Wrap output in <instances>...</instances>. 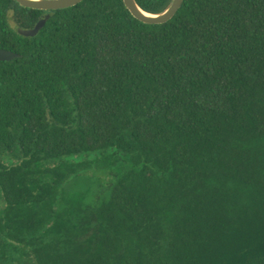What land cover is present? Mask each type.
Listing matches in <instances>:
<instances>
[{
	"label": "trees",
	"instance_id": "1",
	"mask_svg": "<svg viewBox=\"0 0 264 264\" xmlns=\"http://www.w3.org/2000/svg\"><path fill=\"white\" fill-rule=\"evenodd\" d=\"M42 14L0 0V264H264V0Z\"/></svg>",
	"mask_w": 264,
	"mask_h": 264
},
{
	"label": "water",
	"instance_id": "2",
	"mask_svg": "<svg viewBox=\"0 0 264 264\" xmlns=\"http://www.w3.org/2000/svg\"><path fill=\"white\" fill-rule=\"evenodd\" d=\"M18 5L24 8H30L35 10L43 11L39 18V20L35 23V25L30 29H22L16 28V31L19 35L23 37H34L39 30L44 26L45 22L50 17L51 11L67 9L72 6L77 5L82 0H13ZM183 0H171L168 7L158 13L151 14L145 12L141 9V7L137 4L136 0H122L123 5L129 11V13L137 19L138 21L145 24H162L169 21L180 8ZM20 55L0 48V61H11L12 59L18 58Z\"/></svg>",
	"mask_w": 264,
	"mask_h": 264
},
{
	"label": "rangeland",
	"instance_id": "3",
	"mask_svg": "<svg viewBox=\"0 0 264 264\" xmlns=\"http://www.w3.org/2000/svg\"><path fill=\"white\" fill-rule=\"evenodd\" d=\"M10 25H11L12 28H14V25L11 22H10ZM5 160H7L8 163H15L16 162V160L13 159L12 157H10L9 155H6V156L2 157L1 161L5 162Z\"/></svg>",
	"mask_w": 264,
	"mask_h": 264
}]
</instances>
